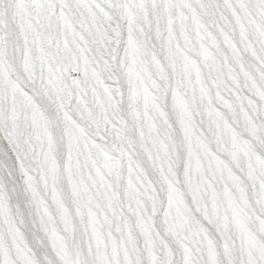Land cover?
Masks as SVG:
<instances>
[{
  "label": "rangeland",
  "instance_id": "rangeland-1",
  "mask_svg": "<svg viewBox=\"0 0 264 264\" xmlns=\"http://www.w3.org/2000/svg\"><path fill=\"white\" fill-rule=\"evenodd\" d=\"M0 264H264V0H0Z\"/></svg>",
  "mask_w": 264,
  "mask_h": 264
}]
</instances>
